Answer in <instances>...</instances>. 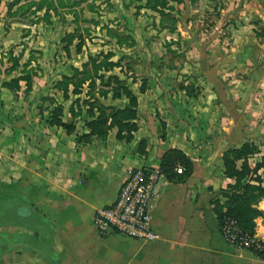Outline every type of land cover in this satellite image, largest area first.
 <instances>
[{
    "label": "rangeland",
    "instance_id": "374dc122",
    "mask_svg": "<svg viewBox=\"0 0 264 264\" xmlns=\"http://www.w3.org/2000/svg\"><path fill=\"white\" fill-rule=\"evenodd\" d=\"M40 1L33 0V3ZM60 1L65 2L64 5L54 6L55 10L49 12L46 6L42 10H37V6L29 7L32 0L0 2V157H5L0 161L8 175L11 160L15 161L11 147L29 144L32 150L24 155L19 150L21 156L17 162L26 161L29 155V160L42 164L36 172L43 174L46 180L33 185L36 192L26 184L14 186L12 190L34 192L39 204L53 213L61 208V202L71 198L63 196L65 188H73V183L78 181L81 184L95 181L88 171L79 179L80 170L75 166L79 162L75 161V152H82V148L88 146L76 145L75 149L76 136L66 141L63 130L56 131L46 124L48 112L43 116L38 113L43 98L55 99L63 104L65 120L69 121L71 102H64L55 90L56 84L63 76H70L73 68H81L90 57L113 53V62L122 59L125 73L122 75L117 69L109 76L127 81L137 96L139 130L130 144L118 141L116 131L103 140L94 139L90 150L96 162L84 163L89 168L94 166V176L105 174L108 183L103 187L104 197L109 199L122 183L109 185V164L113 172L123 167V172L130 175L138 168L156 166L159 160L161 164L163 154L170 149L184 152L193 162L194 172L186 181L172 184L181 187L173 188L171 196L175 199L185 195L184 211L188 218L185 242L189 246H202L194 264H207L203 260L204 244L213 241L209 226L217 227L211 214L213 203L224 201L228 186L234 184H229L224 175V153L252 143L259 153L250 157L251 168L264 162V0H177L170 3L173 8L167 12L170 18L164 19L146 10L145 1ZM73 2L79 4L73 6ZM171 19L176 21L175 32L168 29ZM77 27L84 41L79 46V40H74L69 52H65L68 45L63 40L74 35ZM109 28L121 36L134 38L135 47L120 48L116 40L107 35ZM9 52L12 58L22 56L15 71H11L13 63L8 59ZM30 71L32 89L26 90L22 82V89L13 95L14 99H6L3 84ZM141 87L143 94L138 90ZM186 93L193 97H187ZM104 104L118 109L127 107L126 101L109 100ZM43 105L44 110L50 108L48 101ZM85 133L84 123L80 122L76 134ZM40 140L42 146H38ZM142 141L145 144L139 152ZM88 154L85 151L84 155ZM179 169H182L181 174ZM183 172V167L177 168V174L183 175ZM259 175L264 186V170ZM10 188L9 184L0 183V223L15 219L14 215L8 216L9 210L24 203L10 195ZM259 208L264 211V201ZM182 211L180 208L177 213ZM35 215L36 221L40 220L39 213ZM259 219L264 221V218ZM36 226L38 229L39 223ZM258 229L264 235L260 224ZM8 237L11 238L2 235L0 239L8 240ZM28 239L32 242L30 246L36 245V238ZM121 243L115 244L116 247L129 251L130 256L146 244L125 238ZM0 253V259L9 257L7 253ZM117 254L119 258L122 256ZM164 263L169 264L168 260Z\"/></svg>",
    "mask_w": 264,
    "mask_h": 264
},
{
    "label": "crops",
    "instance_id": "0c3cea01",
    "mask_svg": "<svg viewBox=\"0 0 264 264\" xmlns=\"http://www.w3.org/2000/svg\"><path fill=\"white\" fill-rule=\"evenodd\" d=\"M5 91L6 99H14L10 91L6 89ZM8 124H11V121H8ZM11 133L15 135L14 132ZM63 136L69 142L75 137L66 134ZM75 143L74 148L76 149L78 144L76 141ZM40 145H43L41 140L38 146ZM93 146L94 143L91 146L83 147L82 152H75V161H79L75 163V166H77L76 169L80 170L79 179L88 171V175L95 178V181L91 184L89 182L81 184L78 181L77 184L73 183V188H65L67 190L63 192V196L67 195L71 198L69 201L61 202V205L59 204L61 208L53 213L45 210L39 204L37 195L32 192L35 191L33 185H39L40 182L46 181L42 176L43 174L36 172V169L42 167V164L31 161L32 159L29 160V155H26V161L17 162L21 156L19 150L23 151L24 155L27 151H31L32 147L29 144L11 147V153H15V161L11 160V170L8 175L5 174L6 168L3 161H0V183L9 184L11 186L10 195L24 201V203H18L9 210L8 216L10 217L9 214L14 215L15 219L12 217L8 222L0 223V236H11V238L8 237V240L0 239V252L9 254L8 258L2 257L0 259V264H162L163 261L167 260L169 264H194L195 255L203 248L199 245H186L184 234L188 229L186 226L188 218H186L184 211L185 195L172 199V189H179L181 186L172 185L164 176L151 204L152 228L159 234L160 240L155 243H146L137 249L134 256H130L129 251L124 252L115 245L121 243L124 238L119 236L105 238L97 232L93 226L96 211L112 204L119 189H116L117 192L114 194L109 195V199L104 197L103 187L108 183L107 177L103 172L100 176H94L95 173L92 172L94 166H90V168L86 166L87 163L92 165V162H96L95 155L91 156L90 149ZM85 151L89 153L88 156L84 155ZM0 158L5 160V157ZM146 167L160 171V160L156 166ZM119 168H121L120 165H118L117 170ZM113 170L109 164V185L112 183L118 186L129 176L127 172H123V167L117 173ZM227 180L229 184L234 183L230 179ZM19 184H26L32 191L24 193L23 191L15 192L12 190L14 186H19ZM67 185L70 187V184ZM77 193L78 195L74 196ZM189 204L192 205V202ZM180 208L183 211L177 213ZM35 212L40 215L39 222L36 221ZM211 212L217 222V227L209 226L213 232V241L204 244L206 252L203 260L207 264H264V259L255 253L229 246L221 235L215 213L213 210ZM37 223H39L38 229L36 228ZM259 224L260 227L264 228V221L262 219L257 220L258 227L256 229L263 238L264 235L258 229ZM206 229L208 230V228ZM33 237L37 239L36 245L30 246L32 242L28 238L33 239ZM117 253H121L122 256L119 258L116 256Z\"/></svg>",
    "mask_w": 264,
    "mask_h": 264
},
{
    "label": "trees",
    "instance_id": "16d2710c",
    "mask_svg": "<svg viewBox=\"0 0 264 264\" xmlns=\"http://www.w3.org/2000/svg\"><path fill=\"white\" fill-rule=\"evenodd\" d=\"M143 1L146 2L144 5L146 10L160 15L164 19L165 17L170 18L171 15L167 13L173 11L170 3L177 0H138L139 3ZM64 3L60 0H57V2L41 0L39 3H33L32 0V4L29 3L28 6H37V10H42L46 6L49 12L51 9L55 10L54 6L60 7L59 4L64 5ZM78 4L79 2L72 3L73 6ZM75 16L78 18L76 14ZM163 23H165V20ZM175 23V19H171L169 31H176ZM79 31V27H77L74 35H68L63 40V43L68 45L64 48L65 52H69L70 43L76 39L79 40V46H81L84 38L79 34ZM107 35L115 39L120 48L126 45H129V48H134L136 45L134 38L131 36H121L110 28L107 29ZM7 56L9 61L13 63L11 71L17 70L22 56H19L20 58H12L13 56L10 52ZM114 57L113 53H101L96 58L90 57L81 68H73L70 76L62 77L61 81L56 84L55 90L62 95L64 102H71L69 108L70 120H65L63 104L55 99L43 98L38 114L43 116L45 111L48 112V117L45 121L49 127L61 129L68 136H76V142L80 146H89L94 139L103 140L113 131H116V139L118 141L130 144L134 140V135L139 130L137 124L138 98L127 81L120 79L119 76H109L110 73L117 69L120 70L122 75L125 73L122 59L113 62ZM32 75L31 71L26 72L25 76L5 83L3 87L14 96L21 91L22 82L25 83L26 90H31L33 84ZM125 77L127 76L125 75ZM132 82L133 84L136 83L134 79ZM138 90L143 94V87ZM184 91H187V88ZM186 95L189 98L193 97L190 93H186ZM71 98H74V100H71ZM109 100L113 102L126 101L127 107L118 109L106 106L104 102ZM47 101L50 103V108L44 110L43 104ZM80 122L84 123L86 132L82 135L76 134L77 126ZM143 144H145V141L140 143L137 151H141L140 148ZM258 153L259 149L255 144L246 143L240 148L226 151L223 155L224 175L227 179L233 180L234 184L228 186L229 192L224 194V201L213 203L220 231L224 216L235 219L245 232L251 234L255 233L256 220L264 218V211L259 208L264 201L263 180L259 175V172L264 170V162L256 164L254 168H251L249 163L250 157ZM179 167L185 169V172H183L185 176L177 174V168ZM160 170L169 183L178 184L192 176L194 164L184 152L170 149L161 158ZM259 257L262 258V256Z\"/></svg>",
    "mask_w": 264,
    "mask_h": 264
},
{
    "label": "built area",
    "instance_id": "2783aa9c",
    "mask_svg": "<svg viewBox=\"0 0 264 264\" xmlns=\"http://www.w3.org/2000/svg\"><path fill=\"white\" fill-rule=\"evenodd\" d=\"M162 178L159 170L149 167L138 168L130 174L121 184L115 201L96 211L93 226L97 232L105 238L119 236L139 243L160 240L152 228L151 204ZM221 232L229 246L264 258V238L257 231L245 232L235 219L224 216Z\"/></svg>",
    "mask_w": 264,
    "mask_h": 264
}]
</instances>
